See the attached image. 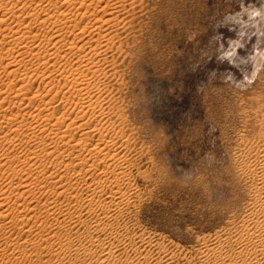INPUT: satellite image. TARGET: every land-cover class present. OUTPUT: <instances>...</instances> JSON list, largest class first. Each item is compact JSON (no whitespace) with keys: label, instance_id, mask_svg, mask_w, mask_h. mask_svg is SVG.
<instances>
[{"label":"bare ground","instance_id":"1","mask_svg":"<svg viewBox=\"0 0 264 264\" xmlns=\"http://www.w3.org/2000/svg\"><path fill=\"white\" fill-rule=\"evenodd\" d=\"M133 2L0 0V264L151 263L152 236L118 222L134 192L133 144L101 79L100 56ZM258 147L241 168L257 174L252 200L231 228L200 239L201 264H264ZM167 253L153 264H171Z\"/></svg>","mask_w":264,"mask_h":264},{"label":"rangeland","instance_id":"2","mask_svg":"<svg viewBox=\"0 0 264 264\" xmlns=\"http://www.w3.org/2000/svg\"><path fill=\"white\" fill-rule=\"evenodd\" d=\"M131 5L100 56L105 106L133 140L134 192L118 222L152 236L150 264L167 252L171 264H199L200 239L227 231L252 200L257 174L241 168L264 145V0Z\"/></svg>","mask_w":264,"mask_h":264},{"label":"snow or ice","instance_id":"3","mask_svg":"<svg viewBox=\"0 0 264 264\" xmlns=\"http://www.w3.org/2000/svg\"><path fill=\"white\" fill-rule=\"evenodd\" d=\"M162 212L168 211L167 209H161Z\"/></svg>","mask_w":264,"mask_h":264}]
</instances>
